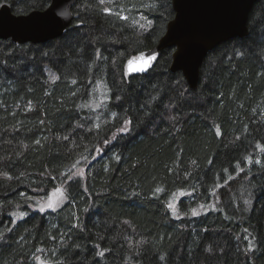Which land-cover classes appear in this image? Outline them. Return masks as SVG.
<instances>
[{"label": "trees", "instance_id": "16d2710c", "mask_svg": "<svg viewBox=\"0 0 264 264\" xmlns=\"http://www.w3.org/2000/svg\"><path fill=\"white\" fill-rule=\"evenodd\" d=\"M72 12L60 38L0 40V264H264V0L248 37L208 54L197 89L170 71L175 48L124 76L165 35L172 0H77ZM56 192L63 204L40 212Z\"/></svg>", "mask_w": 264, "mask_h": 264}, {"label": "water", "instance_id": "95a60500", "mask_svg": "<svg viewBox=\"0 0 264 264\" xmlns=\"http://www.w3.org/2000/svg\"><path fill=\"white\" fill-rule=\"evenodd\" d=\"M77 0H52L44 11L13 14L8 5L0 8V40L17 45L42 44L60 38L73 22L72 8ZM259 0H172L175 16L165 35L151 50L130 57L124 66L127 80L145 75L157 64L161 52L175 48L170 71L181 72L191 89H197L201 67L208 54L221 44L249 35V17ZM66 12L67 16L61 13ZM156 55L144 72L136 69L142 59Z\"/></svg>", "mask_w": 264, "mask_h": 264}, {"label": "snow or ice", "instance_id": "6c2138e0", "mask_svg": "<svg viewBox=\"0 0 264 264\" xmlns=\"http://www.w3.org/2000/svg\"><path fill=\"white\" fill-rule=\"evenodd\" d=\"M100 3L103 4V3H104V0H100ZM104 11L107 12V11H109V10H108V9H104ZM117 14H119V13H117ZM61 15H62V16H67V13H66V12H63V13H61ZM121 18H122V19H128V17H126V16L121 17ZM150 23H151V21H149V24H150ZM141 27H143V25H141ZM99 58H100L99 53H97V59H99ZM141 59H142V64L140 65V67H138V68L136 69L138 72H144V71H147V69H148L149 67H151L152 61H154V60L156 59V55H155V54H151V55H150L149 57H147L146 59L143 58V57H141ZM49 78L52 80L53 83H55L57 80L60 79V77H59V76H56L54 73H49ZM72 83L75 84L76 81L73 80ZM131 124H132V121L126 119V120L124 121V123H123V127L120 129L121 132H124V133H128V132H130V131H131V127H130ZM216 134H217V135H220V132H219V129H218V128H217ZM65 139H67V137H65ZM36 143H39V141H37ZM256 147L259 148L261 152H264V146H261V145L257 144ZM97 151H99V149H97ZM117 158H118V157H117ZM85 159H87V158H85ZM248 163H249V164L252 163V159H251L250 157L248 158ZM256 163H257V164H260V161L257 160ZM239 167H240L239 164H237V168H239ZM240 170L243 171V169H240ZM5 175H7V174H5ZM65 176L67 177V179H68L69 182H72L74 177H77V176H79V177H83V176H84V171L81 170V171H78V172H76V173H72L71 175H68V174L66 173ZM7 178H8V179H11V177H7ZM58 191H59V189H58ZM157 191H160V189H157ZM244 203H245L246 205H249V206H250L251 203H252V201L249 199V200H245ZM61 204H63V200H61L60 203H55V202L49 200V202H48L47 204H41V205L39 206V211H40V212H45L47 209H51L52 211H56V209H57L58 207H60ZM168 207H169L170 209H172V210H173V213L175 214V212H176L175 205H174L173 203H169V204H168ZM201 207L203 208L204 206L201 205ZM209 207H210V208H214L215 206H214V205H209ZM13 215H16V214L14 213ZM25 215H26V213H24V212L19 213V216H20L21 219H22ZM192 215H193V216H196V215H198V212H197L195 209H193V210H192ZM177 218H179V217H177ZM76 226L78 227V225H76ZM8 231L10 232V231H11V228H9ZM2 239H3V235L0 234V240H2ZM251 247H252V245H251V243H250V244H249V250H251ZM39 251L42 252L43 249H41V250H39ZM99 255H100L101 257H103V256L105 255V253H104V252H100ZM38 259H39V258H38ZM161 259H164V257H161ZM39 264H45V262H44L43 260H40V261H39ZM49 264H51V262H49Z\"/></svg>", "mask_w": 264, "mask_h": 264}, {"label": "rangeland", "instance_id": "374dc122", "mask_svg": "<svg viewBox=\"0 0 264 264\" xmlns=\"http://www.w3.org/2000/svg\"><path fill=\"white\" fill-rule=\"evenodd\" d=\"M49 200H51V201H53L55 203H60V201L64 200V199H63V195L62 194L56 192V193H54V194H52L50 196Z\"/></svg>", "mask_w": 264, "mask_h": 264}, {"label": "bare ground", "instance_id": "6f19581e", "mask_svg": "<svg viewBox=\"0 0 264 264\" xmlns=\"http://www.w3.org/2000/svg\"><path fill=\"white\" fill-rule=\"evenodd\" d=\"M126 79V78H125ZM127 80V79H126ZM127 81H129V80H127ZM45 264H49V263H45Z\"/></svg>", "mask_w": 264, "mask_h": 264}]
</instances>
